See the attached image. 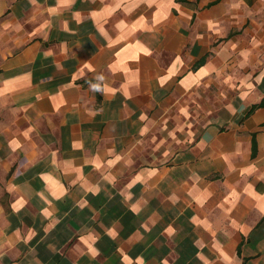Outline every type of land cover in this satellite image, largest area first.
Returning a JSON list of instances; mask_svg holds the SVG:
<instances>
[{
	"label": "crops",
	"instance_id": "crops-1",
	"mask_svg": "<svg viewBox=\"0 0 264 264\" xmlns=\"http://www.w3.org/2000/svg\"><path fill=\"white\" fill-rule=\"evenodd\" d=\"M0 25V264H264V0Z\"/></svg>",
	"mask_w": 264,
	"mask_h": 264
},
{
	"label": "trees",
	"instance_id": "trees-1",
	"mask_svg": "<svg viewBox=\"0 0 264 264\" xmlns=\"http://www.w3.org/2000/svg\"><path fill=\"white\" fill-rule=\"evenodd\" d=\"M264 105V97L261 99V101L255 105H253L250 109V112L253 111L254 109L258 108V107H262Z\"/></svg>",
	"mask_w": 264,
	"mask_h": 264
},
{
	"label": "rangeland",
	"instance_id": "rangeland-1",
	"mask_svg": "<svg viewBox=\"0 0 264 264\" xmlns=\"http://www.w3.org/2000/svg\"><path fill=\"white\" fill-rule=\"evenodd\" d=\"M5 34L4 29L2 28V26L0 25V41L2 39V35Z\"/></svg>",
	"mask_w": 264,
	"mask_h": 264
}]
</instances>
